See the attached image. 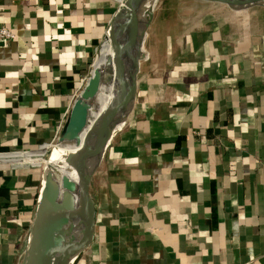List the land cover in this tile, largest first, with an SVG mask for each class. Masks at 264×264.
<instances>
[{
	"label": "crops",
	"instance_id": "crops-1",
	"mask_svg": "<svg viewBox=\"0 0 264 264\" xmlns=\"http://www.w3.org/2000/svg\"><path fill=\"white\" fill-rule=\"evenodd\" d=\"M117 2L0 0L14 35L0 39V152L58 135ZM140 47L134 101L93 183L92 240L72 264H264V7L159 0ZM38 180L0 167V264L23 256Z\"/></svg>",
	"mask_w": 264,
	"mask_h": 264
},
{
	"label": "water",
	"instance_id": "water-1",
	"mask_svg": "<svg viewBox=\"0 0 264 264\" xmlns=\"http://www.w3.org/2000/svg\"><path fill=\"white\" fill-rule=\"evenodd\" d=\"M145 0H121L117 2L111 13L102 22L97 33L96 48L101 44L106 29H112L116 23L125 22V31L121 37L118 51L120 56H132L131 61L126 66L123 75V86L117 84L116 91L119 95L117 104L122 112L127 104L132 106L135 93V77L138 71V63L142 59L141 41L145 30L150 25L154 11L158 7L159 0L149 18L141 30L136 32L135 19L132 17V10L137 4ZM208 11H230V12H246L253 11L264 7L263 0H201ZM137 33L139 40L136 47ZM135 38V39H134ZM137 53V57H136ZM94 56V54H93ZM82 88V86H81ZM80 88V89H81ZM73 109L69 107L65 120L56 137V143L63 140L66 128ZM123 124L119 125L107 138L101 120H96L93 125L88 128L85 137L79 148L68 155L67 159L72 169L79 174L81 198L74 201L69 208V213L62 223L57 225L50 231L47 244L49 264H72L80 252L85 250L93 235L94 226V204L92 199V189L94 180L100 173L105 153L115 135L121 130ZM54 191L49 180V172L42 170L39 189L37 193L36 203L32 211L31 222L28 228V237L26 247L20 264H28V258L35 253V244L40 233L46 226V212L48 204ZM86 237L85 242L84 238Z\"/></svg>",
	"mask_w": 264,
	"mask_h": 264
},
{
	"label": "bare ground",
	"instance_id": "bare-ground-1",
	"mask_svg": "<svg viewBox=\"0 0 264 264\" xmlns=\"http://www.w3.org/2000/svg\"><path fill=\"white\" fill-rule=\"evenodd\" d=\"M156 1L157 0L142 1L132 10V17L135 19L136 24L135 37L136 32L139 33L147 22L149 13L152 12ZM125 27V22L120 21L116 23L114 28L106 31L100 47L96 51V60L90 72V77L82 91L80 90L81 92H79L70 105L73 109V114L69 119L63 140L48 147L41 146L22 156L24 159H29L30 155L34 157L40 150L51 148L50 156L48 160L43 161V165L45 172H49V180L54 189L52 192L53 197L50 198L48 210L46 212V226L37 238L35 253L28 258V264L49 263L47 244L50 231L64 221L72 203L81 198L80 177L69 164L67 159L68 155L79 148L88 128H90L96 120L98 122L101 120L108 139L117 127V117L119 113L117 100L119 95L116 91V87L117 84L123 86V75L126 71V66L134 55L123 57L122 55L120 56L118 51ZM138 33L134 47H136L139 40ZM85 79L86 76L84 77V80ZM35 164H37V162L28 163V165ZM62 192H64L65 197H67L64 210V213H66L64 215L61 214L62 216L59 217L61 209L57 208L56 203ZM85 240L86 237L83 242H85ZM20 260L21 257L17 261V264Z\"/></svg>",
	"mask_w": 264,
	"mask_h": 264
},
{
	"label": "built area",
	"instance_id": "built-area-1",
	"mask_svg": "<svg viewBox=\"0 0 264 264\" xmlns=\"http://www.w3.org/2000/svg\"><path fill=\"white\" fill-rule=\"evenodd\" d=\"M13 38H14V35L9 30L5 29L4 27H0V39L12 40ZM83 80H84V77L82 79L81 85L79 86L77 91L73 94L70 102L72 101V99H74L73 97H75L76 94L78 93V91L80 90V88L82 86V83H83ZM55 137L50 142L43 143L40 146H38L37 148H40L41 146H47V147L50 146L52 141H54ZM27 152L28 151H20V152H15V153H5V152L3 153V152H0V167H6L9 171H16V170H29V168L37 167V166H40L41 164L43 165V161H42V163L39 162L37 165H28V164H20V165H14L13 164L12 165L11 164L10 160L19 159L22 156L26 155ZM29 152H31V151H29ZM45 153L46 152H44L43 155ZM43 155H42V157H43ZM27 156H29V155H27ZM31 159L34 160L33 157H31Z\"/></svg>",
	"mask_w": 264,
	"mask_h": 264
},
{
	"label": "rangeland",
	"instance_id": "rangeland-1",
	"mask_svg": "<svg viewBox=\"0 0 264 264\" xmlns=\"http://www.w3.org/2000/svg\"><path fill=\"white\" fill-rule=\"evenodd\" d=\"M99 47H100V45H99ZM98 47V48H99ZM97 48V49H98ZM93 54H94V51H93ZM93 54H92V57L89 59V62H88V65H87V67H86V69H85V73H84V77H85V75H86V79L83 81V83H82V88L80 89L81 91H82V89H83V87L86 85V82H87V80H88V78L90 77V72H91V70H92V68H93V66H94V63H95V55H94V57H93ZM92 58H94V61H93V59ZM92 59V60H91ZM90 65V67L88 68V66ZM78 91V93L76 94V96L79 94V92H81V91ZM75 96V97H76ZM75 97H73L74 99H75ZM74 99H72V101L70 102V105H71V103L73 102V100ZM70 105H69V107H70ZM65 120V119H64ZM63 124V123H62ZM61 124V125H62ZM56 137H57V135H56ZM56 137H55V139H54V141H52V143H51V145H55L56 144ZM50 149L51 148H48L45 152V154L43 155V157L41 158L43 161H46V160H48V158H49V156H50ZM39 163V162H38ZM37 163V164H38ZM37 164H35V165H37ZM43 168H44V165H40V166H37V167H33V168H29V170H25V171H32V172H35L36 174H38V178L40 179V176H41V173H42V170H43ZM39 181L40 180H38V186H39ZM39 188V187H38ZM35 206V205H34ZM57 208H60L61 209V213L59 214V217L60 216H62L61 214H63L64 213V210H65V200L63 201V203L62 204H58L57 205ZM32 216V215H31ZM22 259V258H21ZM20 262H21V260L19 261V263L18 264H20Z\"/></svg>",
	"mask_w": 264,
	"mask_h": 264
}]
</instances>
